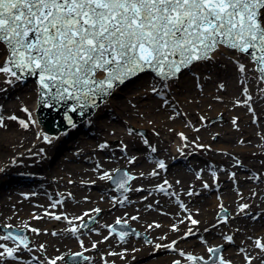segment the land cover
Here are the masks:
<instances>
[{"label": "rangeland", "instance_id": "1", "mask_svg": "<svg viewBox=\"0 0 264 264\" xmlns=\"http://www.w3.org/2000/svg\"><path fill=\"white\" fill-rule=\"evenodd\" d=\"M5 56L0 46V66ZM237 60L246 67V82L239 85L236 81V92L232 89L229 93L228 82L241 76ZM6 79L0 74V116L4 117V126H0V194H4L0 195V234H7L5 225L26 228L30 243L28 249L21 245L18 259L5 258L0 264H26L25 261L37 264L31 262L32 253L46 264L57 256L66 258L75 252L88 256L89 260L81 264H172L178 259L181 264H191L179 256V250L208 259L211 256L208 248L217 245L226 247L222 253L225 261L264 264V251L254 243L257 239L264 243V124L260 133L251 135L245 129L254 119L264 121V85L247 56L221 47L213 59L199 62L170 80L167 89L151 73L137 76L117 88L118 93L109 98L97 119H89L60 160L43 159L49 157L55 140L49 142L37 136L36 83L32 81L23 87L15 81L9 85ZM245 87L250 100L243 93ZM209 91L213 93L206 94ZM219 98L236 105H229L231 108L225 111L213 108L225 103ZM238 113L248 114L251 121L239 117L233 124L231 115ZM170 114L183 125L189 119L194 125L189 130L198 132L197 137L186 135V140L173 138L167 143L166 138L171 136ZM13 115L18 119H9ZM19 120L28 122L27 128L32 129L31 137L23 144ZM230 131L234 137L227 140L226 136L230 135L225 132ZM247 135L250 136L241 141ZM253 138L255 144H249ZM179 140L192 153L181 162L179 155L170 158L169 151L170 145ZM101 144L107 146L100 148ZM224 144L230 146V154L217 151ZM161 160L165 164L163 169L157 164ZM118 169L135 175L130 193L122 196L110 191L108 178L100 179L105 172L113 176ZM154 171L158 173L155 176L151 175ZM170 173L176 174L175 179H169ZM185 176L194 189L193 195L181 196L178 187L187 189ZM160 185H164L167 194L159 191ZM142 188L147 190L141 191ZM181 203L185 206L183 209ZM243 204L249 207L242 212ZM96 208L100 209V217L93 229L84 233L81 223L96 214L93 211ZM49 209L54 211L50 215ZM222 209L229 211L227 219L218 218ZM161 211L176 213L175 217L167 218L168 226L166 222L160 225L166 218ZM42 212L46 215L35 218ZM51 215L61 219H49ZM81 216L83 220L75 219ZM133 216L137 219H131ZM188 216L199 223L192 225ZM118 218L145 233L149 240L134 235L121 240L111 234V225ZM233 218L236 221L231 224ZM157 224L160 226L156 227ZM173 225L176 231L172 230ZM74 226L79 229L75 234L69 231ZM189 228L192 234L185 236ZM227 236L232 240L225 239ZM173 241L176 243L172 249L155 247ZM0 243L15 247L18 242ZM64 245L69 248H63ZM57 264L69 263L64 260Z\"/></svg>", "mask_w": 264, "mask_h": 264}, {"label": "snow or ice", "instance_id": "2", "mask_svg": "<svg viewBox=\"0 0 264 264\" xmlns=\"http://www.w3.org/2000/svg\"><path fill=\"white\" fill-rule=\"evenodd\" d=\"M0 46L6 53L0 74L8 77L7 84L34 76L45 106L50 107L53 102L74 101L70 110L76 112L79 109L83 114L85 108L96 104L98 97L110 94L118 84L146 71L153 73L162 82V88L167 89L168 82L177 78L184 69L213 59V54L221 47L247 56L255 65L260 80L264 81V0H0ZM236 63L241 83H245L246 67L239 60ZM153 91H157L155 86ZM243 93L247 100L251 99L247 96V87ZM249 111H252L250 106ZM9 119L18 118L13 115ZM67 119L74 127L71 118ZM19 123L23 128L29 126L24 120H19ZM0 126H4L3 116H0ZM180 136L186 139L182 133ZM44 140L49 138L45 136ZM106 146L101 144L99 147ZM157 164L159 168H165L164 161ZM157 174L155 171L151 173L153 176ZM212 175L215 177V172ZM105 178L112 180L107 172L100 177ZM131 179L134 177L124 172L114 183L127 191L125 185ZM167 184L165 180L164 185ZM164 185L159 186V191L167 194ZM180 207L183 209L185 206L181 203ZM248 207V204H243L240 210L243 212ZM93 211L99 213L100 209ZM88 215L84 213V216ZM54 218L61 219L60 216ZM131 219L136 220L137 217ZM187 219L192 225L199 223L191 216ZM116 224H121L119 218ZM4 227L11 228V225ZM78 230L75 226L69 229L73 234ZM172 230H177L175 225ZM190 234L191 228L185 236ZM125 235L127 233H121L120 239L123 240ZM225 239L231 241L232 237ZM10 240L19 243L15 247L0 243V260L18 259L21 245L28 249L22 235L8 232L0 236V241ZM80 243L83 248V242ZM175 243L157 244L155 247L172 249ZM254 243L256 248L264 251L261 240ZM92 248H96L95 243ZM219 251V248H208L209 253ZM178 254L191 264H196L198 259L203 260L183 250ZM77 258L89 259L83 252L71 253V261ZM64 260V256H57L46 264ZM217 260L218 264H224L218 257ZM173 264H181V260H175ZM204 264H209V261L204 260Z\"/></svg>", "mask_w": 264, "mask_h": 264}, {"label": "water", "instance_id": "3", "mask_svg": "<svg viewBox=\"0 0 264 264\" xmlns=\"http://www.w3.org/2000/svg\"><path fill=\"white\" fill-rule=\"evenodd\" d=\"M184 70H186V69H184ZM146 72H143V73H140L136 76H133L132 78L126 80L124 83H126V82L130 81L131 79H133V78H135L141 74H144ZM148 73H151V72H148ZM100 78H102V77H100ZM25 79H27L30 82L35 81L37 83V79L34 76H27V77H25ZM30 82L25 83V82L21 81L23 87L26 86L27 84H29ZM124 83H122V84H124ZM119 85H121V84H118L115 88H113L110 91V94H108L102 98L98 97L96 99V104L94 106H90V107L85 108L83 110V114H81L79 109L76 112H72L70 110V106L73 103H75L74 101H68L67 103L61 102L60 104H56L53 102L52 106H50V107L45 106L41 102L40 94H39L37 116H38V119H39V122L42 126L43 131H45L49 134H59L61 131H67L68 129L73 127L72 125H70L68 123L67 117L71 118L74 125L83 122L88 117H91L96 112L98 107L103 104V102L105 100H107L110 96H112L114 89H116ZM106 103L99 107L98 111L94 114L93 118L97 119V117L99 116L100 112L102 111V109L104 108ZM88 121H89V119L86 122L82 123L81 125L74 127L72 130H70L67 133L66 137H61L58 139L56 138L49 157H43V159L60 160L61 157L64 155V153L67 151V149L70 147V145L73 143V141L76 139V137L79 135V133L82 131V129L85 127V125L88 123ZM125 187H127V186L125 185ZM117 188H119V187L117 186ZM226 214H228V213L226 211H224L223 215H226ZM219 249H220L219 253H213L214 255H213L212 259L209 261V264H218L217 257L220 259V254L224 248L221 247ZM199 262H204V261L200 260Z\"/></svg>", "mask_w": 264, "mask_h": 264}, {"label": "bare ground", "instance_id": "4", "mask_svg": "<svg viewBox=\"0 0 264 264\" xmlns=\"http://www.w3.org/2000/svg\"><path fill=\"white\" fill-rule=\"evenodd\" d=\"M221 49V48H220ZM4 60V59H3ZM2 60V61H3ZM195 65V64H194ZM101 77H102V75H101ZM239 77V79L237 80H230L229 82H228V91H229V93L232 91V89L236 92V89H237V85H236V81H238L239 82V85H241L242 83H241V76H238ZM119 88V87H118ZM179 91H180V89H179ZM233 91V92H234ZM115 93H118V89L117 90H115ZM213 92H211V91H209V92H206V94H208V95H211ZM114 95V94H113ZM230 95V94H229ZM221 101H225V103H220L221 105H223L222 107H220L219 105H215V106H212L213 108H218V110H223V111H225V110H229V108H231L229 105H231L232 107H234L236 104H234V102H228L227 101V99L226 98H219ZM149 102H145V104H148ZM246 105H248V104H246ZM34 108H35V105H34ZM242 108H244V107H242ZM256 109H259V106H257V107H255ZM260 113H262V111L260 112ZM171 116H168V122H169V129H171V136L168 138H166V142L167 143H169L170 142V139H173V138H179V139H182L181 138V136H180V134L182 133L183 134V136L186 138V135H189L190 136V138H192L193 136H195V137H197V135H198V132H195V131H190L189 130V128L190 127H193L194 125L192 124V122L189 120V119H185L186 120V124H181V123H177V117L175 116V115H173V114H170ZM239 115H242V116H239ZM231 117L233 118V119H238L239 117H243V119L244 120H249L250 119V121H251V116H249L248 114H241V113H238V114H233V115H231ZM91 118H93V117H91ZM255 120H257V119H254V120H252L253 122H251V125L248 127V128H245V129H247L248 131H250L251 132V135L253 134V133H257V132H259V131H261V126L264 124V121L263 120H257V121H255ZM255 121V122H254ZM23 131H22V139L20 140V142H21V144H23V142H25V141H27L30 137H31V132H32V129H30V128H23L22 129ZM260 133V132H259ZM225 134H228V135H230V136H226V138H227V140H232L233 139V137H234V135H232L233 133L230 131V132H225ZM37 136L40 138H42V137H45V136H47L48 138H49V140L48 141H50V142H52L53 140H54V138L52 137V136H49V135H47V134H45V133H43L42 131H41V129H40V127H39V133L37 134ZM250 135H247V136H245L244 138H242L241 139V141L243 140V139H245V138H247V137H249ZM258 136H259V134H258ZM183 140H186V139H183ZM255 138H253L252 139V141L250 142H248L249 144H255ZM180 141L181 140H179L177 143H175L173 146H171L170 145V149H169V151L171 152V154H172V156L170 157V158H172L173 156H176V155H179V157H180V159H179V161L181 162L182 160H184V159H186V157L188 158V155H191L192 153H189L187 150V147L185 146V145H183L182 143H180ZM231 148H230V146H228V145H226V144H224V145H222L217 151H220V152H225V153H227V154H230V153H228V151L230 150ZM138 156V155H137ZM136 156V157H137ZM178 164H181V163H177V167H181V166H179ZM169 165H172V162L169 164ZM159 168V167H158ZM158 168H157V170H158ZM160 169V168H159ZM202 171V170H201ZM200 170H199V172H201ZM185 173H182L181 175H184ZM175 175L176 174H174V173H170L169 175H168V177H169V179H175ZM28 178L30 179V180H32V177L31 176H28ZM184 185H186V187H187V189H184L183 187H182V185L180 186V187H178L179 188V191H181L182 192V195L181 196H189L188 195V193L189 192H191L192 193V195H193V188L192 187H190L191 186V182L188 180V176H185V179H184ZM187 181V182H186ZM190 184V185H189ZM85 185H88V183H86ZM220 189H222V186H220ZM184 192V193H183ZM1 195V197L4 195V194H0ZM6 196H8L7 194H6ZM26 197H28V196H26ZM215 200V199H214ZM213 200V201H214ZM217 204V203H216ZM52 212H54V211H52V210H48L47 211V214L48 215H50V213H52ZM160 213H162V214H165L166 215V218H165V221L164 222H162L160 225L162 226H164V224L166 225V223H167V218L168 219H170V218H172V217H175L176 216V213H175V211H173V212H171V211H169V212H163V211H161ZM46 214L44 213V212H42V214L41 213H39L38 215H36L35 216V218H37V217H42V216H45ZM51 217H55L54 215H51V216H49V219L51 218ZM254 219H256V218H254ZM236 220H234V218L231 220V224L232 223H234ZM166 222V223H165ZM164 223V224H163ZM169 225V223H167V226ZM131 245L133 246V245H135V243H131ZM69 245H64V247L63 248H66V247H68ZM69 248V247H68ZM61 250H64V249H61ZM37 255H36V253H32V260H31V262H34V263H40V260H39V262L38 261H36V257ZM26 262V264H27V261H25Z\"/></svg>", "mask_w": 264, "mask_h": 264}]
</instances>
